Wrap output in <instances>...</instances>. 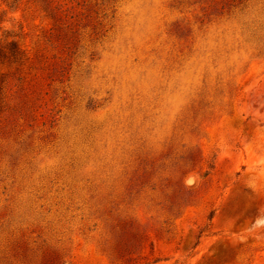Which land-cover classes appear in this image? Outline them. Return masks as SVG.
<instances>
[{
	"label": "rangeland",
	"instance_id": "1",
	"mask_svg": "<svg viewBox=\"0 0 264 264\" xmlns=\"http://www.w3.org/2000/svg\"><path fill=\"white\" fill-rule=\"evenodd\" d=\"M0 264H264V0H0Z\"/></svg>",
	"mask_w": 264,
	"mask_h": 264
},
{
	"label": "trees",
	"instance_id": "2",
	"mask_svg": "<svg viewBox=\"0 0 264 264\" xmlns=\"http://www.w3.org/2000/svg\"><path fill=\"white\" fill-rule=\"evenodd\" d=\"M22 58V52L14 42H10L9 45L0 47V62H16Z\"/></svg>",
	"mask_w": 264,
	"mask_h": 264
}]
</instances>
